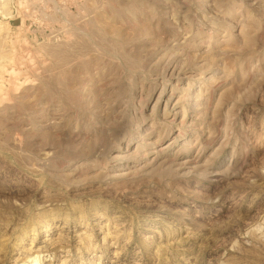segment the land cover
I'll return each mask as SVG.
<instances>
[{"label": "rangeland", "instance_id": "374dc122", "mask_svg": "<svg viewBox=\"0 0 264 264\" xmlns=\"http://www.w3.org/2000/svg\"><path fill=\"white\" fill-rule=\"evenodd\" d=\"M0 264H264V0H5Z\"/></svg>", "mask_w": 264, "mask_h": 264}, {"label": "built area", "instance_id": "2783aa9c", "mask_svg": "<svg viewBox=\"0 0 264 264\" xmlns=\"http://www.w3.org/2000/svg\"><path fill=\"white\" fill-rule=\"evenodd\" d=\"M6 5H5V0H0V19H4L5 16H7V12L5 9Z\"/></svg>", "mask_w": 264, "mask_h": 264}]
</instances>
